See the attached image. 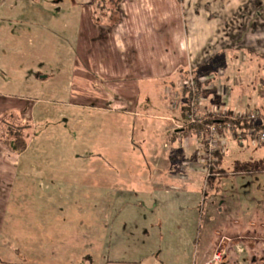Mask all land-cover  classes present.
Wrapping results in <instances>:
<instances>
[{"label": "rangeland", "instance_id": "rangeland-1", "mask_svg": "<svg viewBox=\"0 0 264 264\" xmlns=\"http://www.w3.org/2000/svg\"><path fill=\"white\" fill-rule=\"evenodd\" d=\"M52 1H56L59 17L54 23L55 43L47 36L53 29L54 17L48 11ZM83 1L89 0H0V108L34 107L33 138L25 150L13 151L9 140L2 142L5 151L14 152L16 158L15 173L0 178V197L2 193L4 197L0 202V253L8 252L1 260L3 264H29L26 252L42 257L38 253L45 251L43 264H200L207 248L225 231L224 223L238 213L248 221L256 203L263 205L264 157L261 162L257 157L264 156V144L257 146L246 138L239 146L223 134L226 171L221 170L222 174L212 173L213 168L208 179L195 175L184 184L179 179L174 186L184 190L171 191L168 196L141 192V172L152 169L151 163L141 159L149 153L147 144L153 132L140 125L156 120L128 119L98 110L93 103H87L90 108L74 109L69 106L66 82L60 81L73 54V27ZM157 4L170 7L169 0H157ZM104 7H110L108 0ZM119 7L116 4L112 19H121ZM177 7L186 43L194 47L198 42L206 61L201 75L210 79L229 75L231 80H223L222 86L236 84L239 109L264 113V0H177ZM99 20L106 25L100 30L104 37L111 27L106 18ZM191 64L179 73L182 84L188 74L195 76L197 65ZM42 76L50 77L39 80ZM222 90L217 94L220 104L229 100ZM220 104L215 100L213 107ZM201 113L206 112L202 109ZM16 116V112L6 114L0 121L15 124ZM172 164L174 172L182 170L179 162ZM187 173L185 169L183 175ZM213 177L221 180L212 184ZM212 185H220L217 192L210 190ZM252 185L259 188L257 193L250 192ZM45 200L56 208L52 217L41 214L40 202ZM70 217L76 220L73 226L66 223ZM47 238H52L50 246ZM63 249L67 256L54 262L51 256ZM238 264H264V253L253 251L251 257H240Z\"/></svg>", "mask_w": 264, "mask_h": 264}, {"label": "crops", "instance_id": "crops-1", "mask_svg": "<svg viewBox=\"0 0 264 264\" xmlns=\"http://www.w3.org/2000/svg\"><path fill=\"white\" fill-rule=\"evenodd\" d=\"M88 2L83 1L80 4L82 5L81 13H79L80 16L78 15L73 27V54H71L70 59L68 58L65 76L60 79V81L66 82L67 95L70 99L69 106L74 109L90 108L87 103H93L91 106L95 105L98 110L122 114L128 119L139 117L141 122L145 119L156 120V123L147 121L140 125V128H151L153 132V137L149 134L150 139L147 144L149 153L147 156L143 155L141 159V161L151 163L152 168L149 172H141L142 181L139 183L140 188H143L141 192H146L152 196L159 194L168 196L171 191L184 190L185 187L174 186V183L180 182L179 179L183 184L184 181L188 183L193 179L191 176L196 175L198 178L203 176L204 172L201 152L202 140L197 135L202 128H197L194 131L188 129L190 126L186 125L185 120H179L182 107L177 111L171 108V101L176 95L179 99H183L182 88L184 86L181 80L183 75L179 73H184L182 69L185 68V65H190L193 61L196 63L197 68L193 71L194 74L197 75L200 83L201 79L207 80L201 83L204 87L202 109L205 112L222 106L219 99V92L222 88H224L222 92L229 99L228 108L230 110L239 109L238 105L235 104L237 103L235 101L236 84L230 85V87L222 86L223 80H231L229 75L215 76L211 79L210 76L201 75L199 72L201 65L206 66V61L201 58L198 42L194 44V47H190L188 42L186 43L187 35L186 32H183V18L178 11L177 0H169V9L166 5H162L160 8L157 0H122L119 7L121 19L115 27L104 31L106 33L104 37H100V30L104 29L105 25L101 27L95 25L92 18L93 11L88 6ZM48 5V11L54 19L51 20V28L53 29L47 36L50 37L48 38L49 41L52 40L55 43V39L57 40L55 36L57 35L54 32V23L59 19L55 14L57 4L56 1H52ZM209 60L210 58L207 59V61ZM49 77L42 76L38 79L45 80ZM150 82L152 83L150 84ZM158 84L161 86L159 99ZM80 98L90 99L92 102L79 101ZM116 98L117 100H113ZM215 100L220 106L213 107ZM11 108L3 109L1 107L0 116L4 117L6 114L16 112V125L30 123L33 127L31 113L34 107H16L15 111ZM223 134L228 135L225 132L220 133L217 145L220 149L219 153L223 155L220 169L225 170L223 165L226 152L223 151ZM5 149L6 146L0 141V178H7L10 173H15V154L8 150L6 152ZM263 157L257 158L261 162ZM213 160L215 161V155ZM175 161L179 162L180 167H182L178 173L173 171L172 163ZM183 168L188 172L186 175H183L185 170ZM215 168L218 170L219 167ZM23 169L28 168L24 166ZM227 172L229 173L228 170ZM262 175L264 176V174ZM219 186L212 185L210 190L217 192ZM221 187H223V183ZM238 187L236 185L235 188L238 189ZM250 187L252 194L259 191V188L254 185ZM45 188L47 187L45 186ZM41 189L44 190V194L47 193V189H44L43 185ZM261 193L264 194V188ZM2 194L0 202H4ZM8 199L9 197L6 196L5 209L7 210L10 208ZM40 203L44 212L41 213L36 209L39 211V215L40 213L43 215L48 213L52 217V213L56 212L52 210H56V208H52L47 200ZM259 205H261L260 202H257L253 207V213L249 216L248 221L242 219V215L238 213L237 218L240 217L239 220L230 218L232 220L224 223L223 225H227L225 231L220 232V238L207 248L208 250L204 253L200 264L210 261L216 252L221 253L224 257H222L220 264L223 262L238 264L240 257L243 259L251 257L253 251L258 250L259 254L264 253V249H261L264 245V203L261 205L260 214L257 212ZM61 213L62 210H59L58 214ZM75 221L70 217L66 223L69 222L73 226V223L76 224ZM40 237L39 234V240ZM53 237V241H55L57 238L55 235ZM53 241L52 238L45 240L48 246ZM44 243L41 246L46 248ZM57 251L55 256H51L54 262H60L68 253L66 249ZM29 252L25 253L29 264H43L46 261L45 251L38 253L43 255L42 257ZM7 254L8 252L1 251V264L4 263L1 259H5ZM51 257L48 256L47 258ZM109 263H114V261Z\"/></svg>", "mask_w": 264, "mask_h": 264}, {"label": "built area", "instance_id": "built-area-1", "mask_svg": "<svg viewBox=\"0 0 264 264\" xmlns=\"http://www.w3.org/2000/svg\"><path fill=\"white\" fill-rule=\"evenodd\" d=\"M187 79H184L183 86L186 91V98L183 99L176 95L171 101L172 110H179L181 107H185V122L186 125L193 127L195 125L201 126V130L198 131V137L202 140L201 152H202V163L203 172L208 179L210 176V171L213 169L214 165V155L220 152L217 145V140L220 133H228L233 140L240 145L246 142V137L252 138V130H248L247 134L244 135L240 130L235 128V123L238 122H248L250 124L261 125L263 129L258 132L252 140V143L259 146L264 144V113L259 111H249L242 112L240 109L230 110L227 103L222 102L220 107L214 110L206 112L204 115L201 113L202 104L200 94L204 89L201 84L199 88L198 82L195 80L194 76L190 74L187 75ZM225 94V93H224ZM226 96V95H225ZM224 97V96H223ZM209 120L212 122L207 123ZM220 253L217 252L212 256L210 264H220L221 257Z\"/></svg>", "mask_w": 264, "mask_h": 264}, {"label": "trees", "instance_id": "trees-1", "mask_svg": "<svg viewBox=\"0 0 264 264\" xmlns=\"http://www.w3.org/2000/svg\"><path fill=\"white\" fill-rule=\"evenodd\" d=\"M107 0H89L88 2V6H90L92 8V11H93V15H92V18L94 20V23L95 24H100L102 23L101 20H99L101 17L103 18H106L107 19V22H108V25L112 28V27H115L118 23H119V19H112L113 17V9H115L116 7V4H121L122 0H108L109 1V4H110V7H108L107 10H105L106 8L104 7V3L106 2ZM114 3V4H113ZM105 11L104 13L106 14V16H102V12ZM104 22H105V19H103ZM105 24V23H104ZM99 26H103V25H99ZM106 26V25H105ZM195 80L199 81L197 75L194 76ZM262 85L264 86V81H262ZM182 93H184V88H182ZM185 111H186V108L183 107L182 108V111L179 115V120L181 121H184L185 120ZM212 122V120H209L207 123H210ZM201 129V126L199 125H195L193 127H190L188 129L194 131L196 129ZM235 128L237 130H240L244 135L247 134L248 130H252L253 132V135H252V138L250 139H253V137L258 133L260 132L263 127L261 125H255V124H250L248 122H238V123H235ZM32 125L30 123H25V124H19V125H16L14 124L13 122L11 123H7L5 124L4 122H1L0 121V141L6 142V140H9V144L12 145V149L13 151H16V152H22L25 150L26 146L28 145V141L30 140V138L32 139L33 138V133H32ZM248 138V137H246ZM263 144L259 145V146H262ZM222 156L221 153H216L215 154V161H214V168L215 167H219V170H215V171H212V173L214 174H222V169L221 168V164H222ZM217 177H213L211 178V182L215 181V180H221Z\"/></svg>", "mask_w": 264, "mask_h": 264}]
</instances>
